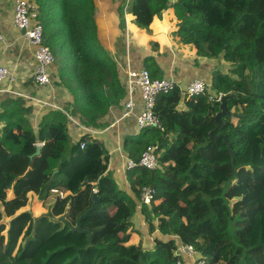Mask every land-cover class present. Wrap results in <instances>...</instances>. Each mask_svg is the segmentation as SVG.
Returning a JSON list of instances; mask_svg holds the SVG:
<instances>
[{"label":"trees","instance_id":"obj_1","mask_svg":"<svg viewBox=\"0 0 264 264\" xmlns=\"http://www.w3.org/2000/svg\"><path fill=\"white\" fill-rule=\"evenodd\" d=\"M35 1L44 40L60 57L57 85L73 96L66 110L88 128L103 127L126 94L118 60L102 40L103 15L113 7L118 19L111 23L122 31L128 0ZM128 6L147 26L171 9L183 44L229 62V71H213L210 85L227 97L233 115L211 138L221 102L179 91L159 96L155 111L165 131L144 128L124 140L134 159L158 144L159 167L130 169L129 192L109 174L111 154L100 138L84 133L74 140L61 109L49 110L36 126L23 116L28 108L13 101L0 113V264H178L180 242L195 246L207 264H264L257 236L264 214V0H130ZM147 69L158 77L157 67ZM38 141L44 144L33 155ZM144 185L157 190L143 206L144 230L158 231L148 249L128 245ZM94 189L100 205L82 221L85 231L74 230L93 205ZM32 195L53 202L35 215L26 209Z\"/></svg>","mask_w":264,"mask_h":264},{"label":"crops","instance_id":"obj_2","mask_svg":"<svg viewBox=\"0 0 264 264\" xmlns=\"http://www.w3.org/2000/svg\"><path fill=\"white\" fill-rule=\"evenodd\" d=\"M14 2L15 0H0V33L3 36V39L0 40V65L5 64L11 68H14L17 71L18 76L17 82L12 84L11 88L21 94L32 95L40 100H54L55 103L59 106L67 110L70 109L69 107H67V104L69 106V103L73 102V96L67 90V88L55 84V86L43 88L41 86H38V84L34 82L32 74L36 67V61L31 48H29L26 44L25 38L23 37L24 33H22V31H19L13 25ZM112 8L113 7L107 8L103 15L104 22H106L107 24H104L105 27L103 28L102 32V40L107 41V44H109V46L112 45L114 48L117 47L116 41L114 42L112 39H110V44L109 40H106L107 38L104 36V31L106 30V26L108 25V23H111V21H115L117 18V13L114 12L115 10H113ZM159 15L160 19L164 20V16L161 15V13ZM107 18L109 20L108 22L106 21ZM126 21L128 22V20ZM117 25L119 26V24L116 22L112 23V26L117 27ZM126 30L127 31L125 39L121 40V47L125 50L124 55L121 56V64H119V66H121L119 71L122 78H126L125 70L127 67L133 69L144 68L146 66L147 58L149 57L148 54H155V50L149 47L148 51L146 50V53L148 54H136L135 60L133 61V52L137 51V48H139L140 46H138L137 40L135 38H132L131 30H128V28ZM150 35L152 36V38L159 37L158 34L154 31L150 32ZM156 43L157 42H155V44ZM145 44L147 43H142L140 49H146ZM151 47H153V45ZM182 49L183 56L173 45V50H176V52H173L174 54L170 65L172 67L175 63L176 67L177 61L179 60L180 64L186 68L180 75L179 80L181 81V83H186L198 78L210 84L213 77V71L217 69V66L219 67L217 59H223V57L220 56L219 58H209L206 56L198 55L196 50V54H193V48L184 47ZM197 61L199 62V64ZM223 63L224 65H229V62L225 61L224 59ZM193 65H196V67H193ZM173 73L174 71H172V69L169 67V70L165 75L162 76L159 74L158 77H174ZM55 75H58V68L57 72L53 74V77H55ZM5 87L6 84H0V89ZM124 98L125 97L122 98L121 102L118 105H113L110 108L108 114L102 119L101 123L104 124L103 127L95 129L92 128L93 130H96L95 134L92 135L90 132H83V130H81L78 125L72 123L71 121L69 124V129L70 134L74 140H79L84 133H90L92 136L100 138L111 154L109 174L116 179L117 183L122 189H125L129 192H134L127 176L129 170L126 168V162L128 158L132 157L129 156L128 152L125 149L124 140L127 134L137 133L139 132V130L136 125L135 117H131L128 119L121 118L122 101ZM137 99H140L139 94H137ZM15 100L19 101V107L28 108L27 110H24L23 116L33 120L36 126H38L46 113L51 110L49 109V107L42 106L43 104H41V102L29 100L23 95L0 92V113H5L10 108V106H12V102ZM64 103L66 104L64 105ZM4 124L5 120H0V131ZM139 206L140 204H138V209L133 217V222L135 221V217L140 218V220L145 219V216L139 210ZM142 227H144V224H142ZM140 231L142 230L140 229ZM142 233L144 234L143 238L145 239V241H148V243H152L153 245L152 241H154L157 232L153 236H149L144 233L143 229ZM133 234L135 235V233ZM189 261L190 260H188V263Z\"/></svg>","mask_w":264,"mask_h":264},{"label":"built area","instance_id":"obj_3","mask_svg":"<svg viewBox=\"0 0 264 264\" xmlns=\"http://www.w3.org/2000/svg\"><path fill=\"white\" fill-rule=\"evenodd\" d=\"M130 0H128L129 5ZM39 6L35 0H15L13 8V25L19 30H25L23 37L26 44L31 48L36 61V67L32 78L38 86L48 88L53 86L52 66L56 60L54 50L44 40V29L39 19ZM3 39L0 33V40ZM126 94L122 101L121 118L128 119L135 117L138 130L144 128H156L165 131V125L161 117L156 113L157 100L161 95H169L179 91L188 97H208L209 100L216 99L221 102L223 93L215 91L211 85L202 79H194L188 83H178L173 77H155L146 68L133 69L127 67L125 70ZM17 71L5 64L0 65V84H6L0 92H8L23 95L29 100L39 101L42 106L49 109H61L69 117V120L78 125L83 132H90L92 135L96 130L88 128L80 123L65 108L59 106L55 101L40 100L32 95L21 94L11 88L17 82ZM139 94L140 99H137ZM55 98V97H54ZM43 145L38 141L36 145ZM86 142L82 141L81 147H85ZM158 144L148 145L140 154L138 159L128 158L126 168L128 170L136 167L157 169L159 167ZM54 191H56L54 189ZM97 193V189H94ZM157 190L151 185H144L141 188L139 204L141 206L151 205L155 199ZM178 264H187L188 260H193V264H207L204 255L195 246L189 243L180 242L174 251Z\"/></svg>","mask_w":264,"mask_h":264},{"label":"rangeland","instance_id":"obj_4","mask_svg":"<svg viewBox=\"0 0 264 264\" xmlns=\"http://www.w3.org/2000/svg\"><path fill=\"white\" fill-rule=\"evenodd\" d=\"M128 6V2H126L125 5V9H124V21L128 20V22H125V27H123L122 31L121 28L117 25L116 26H112V23H108V25L106 26V30L104 31V36L107 38L106 40H109L110 43V39H112L114 42L116 41V46L114 47L112 45L108 47L110 48V50L114 53V55L116 56L117 60H118V65L121 64L120 61H122V55H124L125 50L121 47V40L125 39V35H126V29L128 28V30H131L132 33V38H135L138 42V46L141 47L142 43H147L145 44L146 49L142 50L139 48H137V51L133 52V61L135 60V55L136 54H148L146 53V50L148 51L149 47L153 50H155V54H148V60L146 61V66L147 68H151L154 69L157 67L159 74L160 75H165L167 73V71L169 70V67L172 69V71H174L173 75H174V79L178 82L181 83L180 79V75L183 73V71L186 69L185 67H183L180 64V61H177V65L175 67V63L173 64V66L171 67V61H172V57H173V52H176V50H173V45L177 48V51L183 56V49L184 47H188V48H193L190 45H185L183 44L179 39L177 34L175 33L176 27H175V21L173 19V11L170 10H166V11H162L161 15L164 16V20L160 19V15L158 14L157 17L155 18L154 22L150 25H142L140 24L131 14L130 10H129ZM129 17V18H128ZM108 22V18L106 20ZM107 24V23H106ZM156 32L158 34L159 37L157 38H152V36L150 35V32ZM122 34V37H121ZM103 36V34H102ZM140 41V42H139ZM106 42L107 41H103ZM155 42H157L155 44ZM111 44V43H110ZM153 45V47H151ZM170 48V50H169ZM122 49V53L120 52V50ZM194 49V48H193ZM173 50V51H172ZM115 51V52H114ZM55 57L56 60L51 68L52 70V77L53 74H55V72H57V68L59 65V59L60 57L57 56V54L55 53ZM185 54V52H184ZM196 54V51L194 49V53ZM147 55V56H148ZM57 62V63H56ZM198 62V61H197ZM217 63L219 64V67L217 66V69L222 70V71H229L231 65H224L223 63V59H217ZM199 64V62H198ZM119 69L121 68V66H118ZM193 67H196V65H193ZM59 80H57L55 77H53V86L57 85V82ZM188 83V82H186ZM55 84V85H54ZM61 84V82H60ZM62 86V85H61ZM66 103H64L65 105ZM68 107V104H67ZM73 115V114H72ZM192 144L189 145V147H191ZM264 196V193H263ZM53 202V198L50 200H47L46 202L41 201L37 195H32L30 197V200L28 202V205L26 206V209L31 210L35 215H40L43 212H46V210L48 209V206ZM139 210L141 213H145V209L143 206H139ZM113 213V210H107V214L110 215ZM158 222H155V225ZM142 224H144V226L147 227V221L146 219L144 220H140V218L135 217V221H134V228L135 230H137V232H134L135 235L132 233L131 235V239L128 242V245H137L140 242L142 243V246L146 249L148 248H152V246L154 245V241L153 245L152 243H148V241L146 242L145 239L143 238L142 235V231L144 229V227H142ZM143 228V229H142ZM260 229H258V233L257 236H259L261 238V242L264 243V214L261 218V223L259 226ZM140 229L142 231H140ZM121 233H125L124 229H120ZM158 233V231H156ZM155 232V233H156ZM144 233L147 234V232L144 230ZM155 233H153L151 236H153ZM155 240V239H154ZM150 244V245H149ZM116 249V247H115ZM190 264H193V260L189 261ZM187 262V264H189ZM186 264V263H185Z\"/></svg>","mask_w":264,"mask_h":264},{"label":"water","instance_id":"obj_5","mask_svg":"<svg viewBox=\"0 0 264 264\" xmlns=\"http://www.w3.org/2000/svg\"><path fill=\"white\" fill-rule=\"evenodd\" d=\"M22 33H25V30H23ZM220 108H221V110H220V111L216 114V116H215V120H216V122H217L218 125H217V127H216L214 130H212V131L210 132V137H211V138L215 137V132H216V130L222 126V124H223V117H224L225 115H233L232 111L230 110V108H229V106H228V103H227V97H226V96H224V97L222 98ZM222 136L226 138V136H224V135H222V134L217 135L218 138H220V137H222ZM226 139H227V138H226ZM42 146H43V145H41V144L37 145V150H36V152H35L33 155L40 154V151H41ZM55 171H57V170H55ZM99 205H100V198H99L98 195L95 193V194L93 195V205H92V207H91L89 210H87L83 215H81V217H80L79 220H78V224H77V226H76V227H73V229H74V230H77V231H81V232L85 231V230L83 229V226H82V221H83L85 218H87V217L89 216V214H90L92 211H94Z\"/></svg>","mask_w":264,"mask_h":264}]
</instances>
